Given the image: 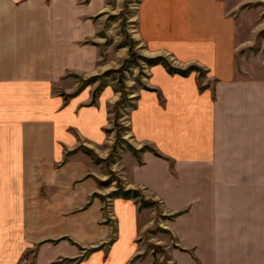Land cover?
Listing matches in <instances>:
<instances>
[{"label":"crops","instance_id":"crops-1","mask_svg":"<svg viewBox=\"0 0 264 264\" xmlns=\"http://www.w3.org/2000/svg\"><path fill=\"white\" fill-rule=\"evenodd\" d=\"M256 1L140 0L149 56L202 73L149 66L129 113L137 153L104 170L118 94L107 77L81 84L114 66L83 19L104 1L0 0V264H139L164 214L170 264H264V58L243 18ZM110 172L158 209L108 198Z\"/></svg>","mask_w":264,"mask_h":264},{"label":"rangeland","instance_id":"rangeland-1","mask_svg":"<svg viewBox=\"0 0 264 264\" xmlns=\"http://www.w3.org/2000/svg\"><path fill=\"white\" fill-rule=\"evenodd\" d=\"M80 3L87 4L89 2L85 0H78ZM104 10L96 17L84 16V21L90 20L98 26V37L101 49L102 60L106 62L114 61V66H110L97 76L90 77L87 80H82L81 84L90 83L92 80L99 78L102 86L106 79L111 81L116 94H118V100L111 107V121L108 134L114 137V143L112 151L109 154V158L103 162L102 167L106 170L107 163L112 164L116 162L117 157L121 151L126 148L136 150L130 145L131 135L129 133V113L135 105L136 93L140 89H149L147 85V78L149 75V63L144 58L162 57L170 66H172V56L170 54L153 55L149 56L147 52V46L143 39L138 33V7L140 0H103ZM264 0L255 2V5L248 7L249 9L243 11L244 20H250L254 22L253 25L256 27L257 32L252 40L254 43L251 45L253 52H257L261 57L264 58ZM246 37H244L245 39ZM133 40V42H132ZM85 42V41H84ZM112 60V61H111ZM165 68L166 66L161 63ZM155 63V64H157ZM192 66V65H191ZM194 66V65H193ZM174 67V66H172ZM177 68V67H175ZM188 67L184 68L187 69ZM198 68V67H197ZM183 69V68H182ZM167 70V68H166ZM168 71V70H167ZM200 74L202 71L198 69ZM170 73V72H169ZM105 77H107L105 79ZM99 86V87H100ZM148 147L147 145H142ZM150 147V146H149ZM86 155H90L86 150L83 151ZM96 162H99L98 158H94ZM105 181L99 183L100 191L105 192L109 187H114L113 190L121 187L120 179L116 174L110 172L108 177L104 178ZM114 190V191H115ZM135 198L141 208L154 207L158 209V204L154 201L144 199L143 196L138 192ZM108 193V192H105ZM105 195V194H104ZM113 196L111 193L108 196ZM143 201L148 204L144 205ZM108 199H105L104 208H109ZM174 215H159L158 222L161 225L152 226L144 234L143 240L141 241L144 248L141 254V263L139 264H170V256L166 253L167 246L165 243L170 242V246L173 247L174 240L168 233L170 230L164 228L163 225L166 220L171 219ZM167 227V226H166ZM159 239H155V236ZM157 240V243H156ZM164 244V245H163ZM177 247V246H175ZM185 251V249L180 248ZM32 257V255H31Z\"/></svg>","mask_w":264,"mask_h":264},{"label":"trees","instance_id":"trees-1","mask_svg":"<svg viewBox=\"0 0 264 264\" xmlns=\"http://www.w3.org/2000/svg\"><path fill=\"white\" fill-rule=\"evenodd\" d=\"M86 1L88 2V0H85V2ZM132 42H133V40H132ZM144 60L147 63H149L150 65H153V64H155L157 62H161V63H163L166 66L168 72H170V73H179V74H182V75H186L191 70H198V68L196 66H193V65L189 66L187 69H180V68L172 67L162 57L144 58ZM146 148L147 147L145 146L141 150H145ZM112 194L114 196L120 195V196L125 197V198L126 197H136L138 195L135 190H130V189L126 190V189H123V188H120V187H118L115 191H113ZM143 203H144V205L148 204L146 201H143ZM69 241L76 245V243L73 242L72 240L69 239Z\"/></svg>","mask_w":264,"mask_h":264},{"label":"built area","instance_id":"built-area-1","mask_svg":"<svg viewBox=\"0 0 264 264\" xmlns=\"http://www.w3.org/2000/svg\"><path fill=\"white\" fill-rule=\"evenodd\" d=\"M109 205V204H108Z\"/></svg>","mask_w":264,"mask_h":264}]
</instances>
